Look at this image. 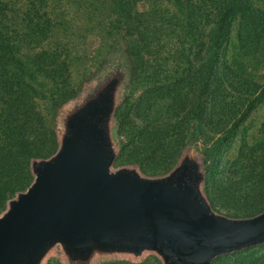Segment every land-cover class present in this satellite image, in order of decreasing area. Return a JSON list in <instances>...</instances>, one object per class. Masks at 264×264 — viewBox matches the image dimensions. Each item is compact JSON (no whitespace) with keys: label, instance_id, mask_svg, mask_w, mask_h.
Wrapping results in <instances>:
<instances>
[{"label":"trees","instance_id":"obj_1","mask_svg":"<svg viewBox=\"0 0 264 264\" xmlns=\"http://www.w3.org/2000/svg\"><path fill=\"white\" fill-rule=\"evenodd\" d=\"M22 5L19 17L0 1V210L29 184V160L55 150L51 119L39 107L54 109L77 90L61 52L50 48L61 27L56 15L46 0ZM111 5L114 30L129 36L134 87L116 111L122 141L116 163L163 174L193 137L205 155L212 207L232 217L261 212L264 118L255 139L242 138L231 154L228 149L250 113L264 104V82L258 79L264 73V0ZM97 11L93 3L90 18ZM135 84L141 88L137 96ZM212 264H264V246Z\"/></svg>","mask_w":264,"mask_h":264},{"label":"water","instance_id":"obj_2","mask_svg":"<svg viewBox=\"0 0 264 264\" xmlns=\"http://www.w3.org/2000/svg\"><path fill=\"white\" fill-rule=\"evenodd\" d=\"M128 52L119 33L98 69L54 107V152L29 160V184L0 211V264H212L264 246V208L232 217L212 207L193 137L163 174L116 164Z\"/></svg>","mask_w":264,"mask_h":264},{"label":"rangeland","instance_id":"obj_3","mask_svg":"<svg viewBox=\"0 0 264 264\" xmlns=\"http://www.w3.org/2000/svg\"><path fill=\"white\" fill-rule=\"evenodd\" d=\"M0 1L7 3L8 7L13 9L14 13L20 17L23 11L22 0ZM46 2L52 13L56 15L58 21L61 23V27L56 29V32L58 30V35H53L50 40V48L58 49L61 52L62 58L68 63L70 76L77 85V88L83 79L93 74L103 63L112 51L119 33L127 41L129 49V36L124 30L118 32L113 28L114 18L109 14L110 9H112L111 0H46ZM93 3H96L98 11L92 17L96 14L97 17L90 18L89 11L92 9ZM19 21L22 20L19 19ZM87 27L91 29V33L82 35L83 30ZM56 37H58L57 44L53 43V38L55 39ZM258 79L264 82V73L260 74ZM135 85L137 89L133 91V96H137L141 92L139 85ZM133 88V82L130 80L127 95ZM39 110L46 118L49 117L52 123L53 109L50 110L48 106L44 107L42 105L39 107ZM263 118L264 104L262 103L257 105L241 125L233 144L228 149V154L233 153L237 149L242 138H245L249 142L255 139ZM49 264L58 263L52 260ZM143 264L160 263L157 259L151 257Z\"/></svg>","mask_w":264,"mask_h":264}]
</instances>
